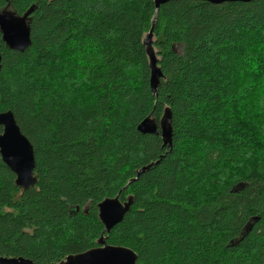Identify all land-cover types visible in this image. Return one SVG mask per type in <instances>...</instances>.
<instances>
[{
  "label": "trees",
  "instance_id": "obj_1",
  "mask_svg": "<svg viewBox=\"0 0 264 264\" xmlns=\"http://www.w3.org/2000/svg\"><path fill=\"white\" fill-rule=\"evenodd\" d=\"M155 2L0 0L34 8L24 52L0 32V112L32 143L37 178L20 190L0 157V257L58 264L97 247L98 204L120 194L134 204L106 242L137 264H264V0ZM167 107L170 149L137 130Z\"/></svg>",
  "mask_w": 264,
  "mask_h": 264
},
{
  "label": "water",
  "instance_id": "obj_2",
  "mask_svg": "<svg viewBox=\"0 0 264 264\" xmlns=\"http://www.w3.org/2000/svg\"><path fill=\"white\" fill-rule=\"evenodd\" d=\"M170 1L178 0H156V12L161 5ZM213 4H222L225 2H243L249 3L259 0H202ZM34 8L31 7L23 16H18L8 9L0 12V32L2 40L7 47L14 51L24 52L31 45L30 16ZM157 17L152 21V27L143 44L146 55L149 60L150 68V88L154 97H158V89L164 78L163 73L158 66L159 60L155 52L154 29ZM1 60V58H0ZM0 157L2 162L14 173L16 177V186L22 191H28L37 184L35 176V151L32 143L22 133L14 113L12 111L0 112ZM137 130L143 135H154L161 138L164 148H172L173 142V113L169 107L165 108L159 121L151 113L138 126ZM169 151V150H168ZM159 161L153 162L137 171L136 177L129 181V184L136 182L140 176L159 164ZM128 184V185H129ZM127 187L123 188L126 191ZM134 204V197L129 195L126 200L120 199V194L114 198H106L98 204V218L104 227V230L97 240V247L87 250L83 253L69 255L58 264H117L123 261L124 264H137L138 255L132 249L121 246H111L106 242L108 235L113 228L123 222L127 213L130 212ZM116 253L126 254L117 256ZM0 264H35L33 261L23 257H0Z\"/></svg>",
  "mask_w": 264,
  "mask_h": 264
},
{
  "label": "snow or ice",
  "instance_id": "obj_3",
  "mask_svg": "<svg viewBox=\"0 0 264 264\" xmlns=\"http://www.w3.org/2000/svg\"><path fill=\"white\" fill-rule=\"evenodd\" d=\"M115 255H117V256H124V255H126V254H123V253H116ZM117 264H124V262H123V261H118Z\"/></svg>",
  "mask_w": 264,
  "mask_h": 264
},
{
  "label": "rangeland",
  "instance_id": "obj_4",
  "mask_svg": "<svg viewBox=\"0 0 264 264\" xmlns=\"http://www.w3.org/2000/svg\"><path fill=\"white\" fill-rule=\"evenodd\" d=\"M2 12V11H1Z\"/></svg>",
  "mask_w": 264,
  "mask_h": 264
}]
</instances>
